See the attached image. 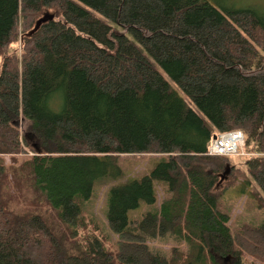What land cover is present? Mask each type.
Returning a JSON list of instances; mask_svg holds the SVG:
<instances>
[{
	"label": "trees",
	"instance_id": "trees-1",
	"mask_svg": "<svg viewBox=\"0 0 264 264\" xmlns=\"http://www.w3.org/2000/svg\"><path fill=\"white\" fill-rule=\"evenodd\" d=\"M215 2L0 0V264L264 262V223L231 233L216 208L230 186L218 183L228 156L205 153L213 134L240 130L244 182L264 204V2ZM47 10L60 17L29 33ZM17 40L19 53L8 54ZM26 147L31 186L69 234H53L41 214L11 210L1 194L2 155ZM139 153L167 157L108 187L115 252L94 236L70 244L93 182L120 176L116 155ZM154 181L163 197L130 223L128 210L155 204ZM164 235L185 251H151L145 239Z\"/></svg>",
	"mask_w": 264,
	"mask_h": 264
},
{
	"label": "rangeland",
	"instance_id": "rangeland-1",
	"mask_svg": "<svg viewBox=\"0 0 264 264\" xmlns=\"http://www.w3.org/2000/svg\"><path fill=\"white\" fill-rule=\"evenodd\" d=\"M209 1L214 6L216 5V0ZM227 1L229 0H217V2L223 4L228 3ZM233 1L237 5L264 2V0ZM47 11L51 12L50 10ZM51 13L53 14V12ZM53 17L59 18L60 16L53 14ZM19 49L20 43L17 40L8 47L7 53L18 54ZM160 72L170 86L175 88L167 76L161 70ZM180 95L182 96V93ZM26 126V120L19 119L17 121L16 128L19 130L21 136L26 133ZM30 154L31 152L26 147V153L24 154H14L12 156L2 155L7 177L3 183L1 194L11 210L19 213L31 212L41 214L53 234H69L66 224L57 216L56 210L48 206L44 201L43 195L31 186L30 179H28L26 169L23 166V162ZM165 157H167V154L158 153L116 155V164L121 170L120 176L117 178H102L93 182L89 198L80 204L78 224L74 227L75 236L69 239V243L75 242L77 245H81L86 238L94 236L102 242L106 249L114 253L118 238L116 234L109 230L105 218L108 187L112 184L147 174L158 161L165 159ZM243 159L244 157L241 155L228 156V162L232 164V167H229V172L225 179L230 183V186L226 187L216 199L217 210L228 215V227L231 233L235 232L243 224L257 226L264 223V204L259 207L257 205L258 201L255 198L256 192L260 193V191L254 184H246L244 182ZM153 189L156 193L155 204L139 202L136 208L128 210L127 218L130 223L139 220L144 211L153 209V206L163 197V184L154 181ZM145 243L151 251L164 256L169 254L171 247H177L185 251V244L176 241L170 235L145 239ZM247 260H249L250 264H264L263 261L257 260L250 255L247 256ZM219 261L222 264H231L230 259L223 260L221 258Z\"/></svg>",
	"mask_w": 264,
	"mask_h": 264
},
{
	"label": "built area",
	"instance_id": "built-area-1",
	"mask_svg": "<svg viewBox=\"0 0 264 264\" xmlns=\"http://www.w3.org/2000/svg\"><path fill=\"white\" fill-rule=\"evenodd\" d=\"M243 135L240 130H231L221 132L211 138L206 148L207 155H241L245 153L242 150Z\"/></svg>",
	"mask_w": 264,
	"mask_h": 264
},
{
	"label": "water",
	"instance_id": "water-1",
	"mask_svg": "<svg viewBox=\"0 0 264 264\" xmlns=\"http://www.w3.org/2000/svg\"><path fill=\"white\" fill-rule=\"evenodd\" d=\"M53 14L51 12L48 11H44L42 12V14L35 20L33 27L29 30V33H32L34 30H36V28L39 26L40 23L46 21V20H50L52 19ZM64 23V21H63ZM215 134H213L211 136V138H214ZM229 164L226 163L222 169V171L219 173V180L218 183H220L222 180H224L226 178L227 173L229 172ZM230 257V255H226L225 257H223V260H226Z\"/></svg>",
	"mask_w": 264,
	"mask_h": 264
}]
</instances>
